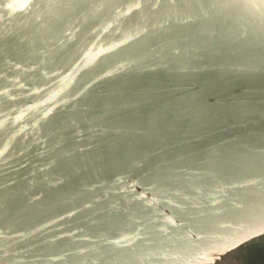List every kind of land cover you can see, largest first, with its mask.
Instances as JSON below:
<instances>
[{
	"label": "water",
	"instance_id": "water-1",
	"mask_svg": "<svg viewBox=\"0 0 264 264\" xmlns=\"http://www.w3.org/2000/svg\"><path fill=\"white\" fill-rule=\"evenodd\" d=\"M0 264H264V0H0Z\"/></svg>",
	"mask_w": 264,
	"mask_h": 264
}]
</instances>
